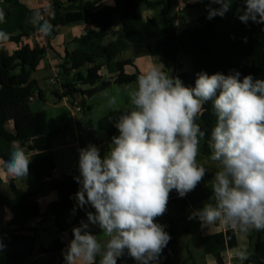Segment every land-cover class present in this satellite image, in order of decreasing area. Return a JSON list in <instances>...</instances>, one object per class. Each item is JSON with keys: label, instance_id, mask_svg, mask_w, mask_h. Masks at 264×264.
<instances>
[{"label": "clouds", "instance_id": "9594fccd", "mask_svg": "<svg viewBox=\"0 0 264 264\" xmlns=\"http://www.w3.org/2000/svg\"><path fill=\"white\" fill-rule=\"evenodd\" d=\"M232 3L207 0V19L223 17ZM243 4L238 9L242 23L264 24V0ZM30 22L39 33L51 34L52 24L39 13ZM7 39L8 33L0 30V42ZM127 96L130 106L115 119L119 134L104 155L91 143L78 149L75 207L91 206L94 211L72 228L64 264H117L125 255L136 264H159L171 237L157 221L167 212L173 191L183 198L204 180L208 161L216 169L213 202L194 210L189 219L198 220L202 228L220 222L245 232L264 231V79L200 72L194 86H186L158 63L138 75ZM209 101L217 122L207 140L211 154L202 162L207 133L197 119ZM117 103L116 96L108 97L110 109ZM30 164L27 149L17 147L3 168L9 179L23 180ZM90 226L100 229L103 243ZM4 247L0 240V252ZM239 257L248 258L244 252Z\"/></svg>", "mask_w": 264, "mask_h": 264}, {"label": "trees", "instance_id": "16d2710c", "mask_svg": "<svg viewBox=\"0 0 264 264\" xmlns=\"http://www.w3.org/2000/svg\"><path fill=\"white\" fill-rule=\"evenodd\" d=\"M3 1L7 9L4 10L5 22L0 23V30L8 33V39L0 42V139L8 143H30L29 150L36 153L30 170L34 172L40 189L28 193L13 188L11 196L0 191V208L7 207L12 212V228L0 227V240L5 246L3 252H0V264H25L37 243L36 236L25 233L28 231L26 225L42 215L39 205L29 202V199L41 191L45 180L53 177L56 163L51 143L64 130L50 131L46 112H36L31 107L36 98L44 102L43 92L32 76L46 58L49 49V46L45 48L36 45L32 48L25 44L26 39L34 38L37 33L36 26L30 22L35 11L21 0ZM106 1L109 0H50L51 11L47 18L53 28L48 35L49 40L55 38L64 27L83 23L93 28L87 35L75 39L73 43L76 49L67 51L62 59L60 82L64 92L63 97L56 95L59 99H73L81 95L82 107L91 110L87 101L109 91L112 86L134 84L138 75L126 72L128 66H133L132 60H118V56L127 51L130 45L145 50L151 57H161L175 63L181 55L190 57V73L179 76L186 86H194L196 75L200 72L209 75L239 72L241 79L246 75L264 79V24H245L238 19V9L244 8L243 0H233L230 10L223 17L216 16L211 20L207 19V0L196 3L194 7L204 10L199 25L181 33H178L175 25L176 12L166 28L160 26L156 17L147 20L143 18L144 6L150 10L164 6L169 11H176L181 0H113V5H103ZM183 1L187 3L188 0ZM211 7L218 8L219 5ZM118 18L122 23V35L107 42ZM8 44L17 45L18 49L10 54L6 49ZM103 71L110 75L108 80L102 76ZM72 106H75L74 102ZM124 110L111 111L100 121V129L109 138L119 134L114 126L115 119ZM216 122L217 117L209 101L204 105L202 116L197 119V123L207 133L201 150L205 157L211 154L207 140ZM10 125L13 126L12 131L9 130ZM8 158L9 155L0 152V161ZM75 176L52 183L58 192V201L49 206L45 216L55 218L59 231H68L77 216L73 199L79 185L74 180ZM179 202L181 209L187 205L185 200ZM165 230L171 239L161 254L159 264H173V229ZM255 234L257 239L244 264H264V231ZM254 236L250 235L249 239L253 241ZM201 242L205 253L213 256L217 264H226L225 252L238 247L233 229L204 237ZM64 249L65 246L56 240L49 248L40 247V252L57 253ZM117 262L136 264L127 255ZM193 264H196L194 260Z\"/></svg>", "mask_w": 264, "mask_h": 264}, {"label": "crops", "instance_id": "0c3cea01", "mask_svg": "<svg viewBox=\"0 0 264 264\" xmlns=\"http://www.w3.org/2000/svg\"><path fill=\"white\" fill-rule=\"evenodd\" d=\"M148 1H158V0H148ZM184 5L186 6L185 10L177 15V21L175 25L177 27L178 33H181L184 30H192L199 25V21L201 16L204 14V10L202 8H196L194 5L196 3H191L189 0L184 2L181 0ZM22 3L27 5L30 9L34 10V16L37 12V8H45L44 12L50 14L51 11V4L50 0H42V5L38 7L36 0H21ZM103 5H113V0H109L104 2ZM188 5V6H187ZM164 15L169 13L168 9L164 6ZM190 7V8H188ZM176 11H174L175 14ZM156 17V10H150L148 8H143V18L147 20L148 18ZM157 18V17H156ZM93 28L86 24H76L69 27H64L59 30L58 35L47 41V45L50 47L48 49V53L46 58L41 62L38 67V70L33 74V80L38 82L40 89L43 92L44 96V109H60L63 107H68L70 109V113L72 114V120H70V125L66 126H56L53 130L56 129L64 130V132L59 135L58 137H62V139H57L58 137L52 140V150L54 153L55 163H56V170L52 178H48L44 181L43 187L41 191L34 196L33 198L29 199V202H35L39 205L42 211V215L37 219L32 220L29 224L26 225L28 229L25 232L29 236H36L37 243L35 249L33 251L32 256L25 264H64V256L63 251L57 253H42L40 252V247L49 248L54 241L58 240V237L64 235L68 242L73 238L72 237V228L75 226H79L80 222L86 221L87 216L86 213L89 211H94L91 206H85L83 209H80L76 206L75 198L73 199V205L75 210L77 211V216L75 217V222L72 224L68 231H59L58 227L55 223V218L52 216L46 217L45 213L47 212L49 206L58 201V192L52 185L53 182H61L67 180L72 175H78V149L82 147H86L89 143L95 144L100 149L101 156L104 155L105 151L107 150L109 144L111 143V138L102 131L101 132H92V138L87 135L85 128H88V124L79 126L81 123L86 121V117L84 115V108L82 107L83 97L81 95L75 96V98L71 99L70 97L59 99L56 95L63 97V88L62 82L59 85H54L50 82L52 75V68L54 66H60L62 63V59L64 58L67 51L72 52L76 49V45L73 41L77 38L83 37L89 33ZM122 35V23L121 20L118 18L115 21L114 28L112 29L111 36L108 38L107 42L119 37ZM47 38V36H45ZM25 44L30 45L32 48L37 45L36 41L33 38L26 39ZM6 49L10 54L14 53L18 46L15 44H8L6 45ZM118 60H132L133 66H128L126 68V72L128 74H142L148 71L154 65L158 63L162 64L165 70L170 71L172 76H180L184 73H190L191 71V58L181 55L178 59V62L167 61L161 57H151L146 53L145 50H140L134 48L130 45L129 49L125 52H122L118 56ZM102 76L105 80L110 78V75L107 71L102 72ZM130 87H135V83L131 85L125 86H112L111 89L117 90L118 93H127ZM86 88H83L85 90ZM39 100L38 98L35 99L34 102ZM72 102L74 105H79L82 107V112L76 113L72 106ZM71 106V107H70ZM92 109V106H90ZM47 114V119L49 121V116L46 110H44ZM91 112V110H89ZM111 111L114 110H107L104 117ZM79 116V117H78ZM103 117V118H104ZM102 120V119H101ZM49 123V122H48ZM49 127V124H48ZM100 128V127H99ZM9 130H13V126H9ZM30 143L27 142H16V143H8L2 139H0V152H3L9 155L10 151L17 147H25L27 149L28 155L31 157V162L34 160L36 153H33L29 150ZM3 160L0 161V191L5 193L8 196L12 195L13 188L22 189L28 193H34L40 189V184L36 181L34 172L29 170V175L26 179L23 180H15L9 179L6 175L4 168H3ZM211 165L210 162L206 164V166ZM213 171L216 169L213 168ZM213 171H208L207 176L204 180L211 178V181L214 179ZM202 181L195 190L189 192L185 197L181 198L178 194L173 191L170 195V200L167 206V212L164 214L162 218L158 219V223H160L165 217L169 215V213L176 215L179 219H182L183 216L190 211L191 213L203 207L206 202H213L212 199V191L207 192L208 190L212 189V184H205V181ZM202 192L200 196L195 197V192ZM187 197V198H186ZM180 200H185L187 205L185 204L184 208L181 209ZM12 219V212L7 207L0 208V227L4 228H12L10 227V221ZM196 220V219H195ZM91 231L93 234H97L98 239H100L101 243L104 242V238L102 234H100V229L96 226H90ZM173 229L174 235V227L175 223L170 222L168 227L165 229L171 228ZM228 229H233L232 227L225 225L224 223L217 222L213 225H208L206 227L201 228L199 233L197 234V239L202 245V238L212 236L218 233H225ZM237 241L238 247L235 249H228L225 252L226 256V264H244L245 260H241L239 257V253L244 252L247 254V257L250 255L252 251V245L256 241L257 236L255 234V230L250 231H241L239 229H233ZM250 235H255L253 241L249 239ZM174 240V238H173ZM59 241V240H58ZM60 242V241H59ZM174 245L171 249V260L174 264L173 259V249L179 248L180 244L174 240ZM62 244V243H61ZM67 244L64 245L65 248ZM198 249V248H197ZM199 256L189 251V257L191 263L193 264V260L196 264H217L215 258L211 255H207L202 247L199 249ZM126 256V255H125ZM123 258V257H121ZM120 259V258H119ZM201 259V260H200ZM117 264H120L117 262ZM123 264V263H122Z\"/></svg>", "mask_w": 264, "mask_h": 264}, {"label": "rangeland", "instance_id": "374dc122", "mask_svg": "<svg viewBox=\"0 0 264 264\" xmlns=\"http://www.w3.org/2000/svg\"><path fill=\"white\" fill-rule=\"evenodd\" d=\"M36 1L38 4V7L42 5V0H36ZM144 8L146 9V6H144ZM0 9H3V10L7 9V4H5L3 0H0ZM44 9L45 8H41V7L37 8L36 14L37 13L41 14V12H43ZM173 16H174V11H171L164 15L163 7L159 6L156 9V17L159 20L160 26L162 28H166L168 26V23L173 18ZM46 39L49 41L48 35ZM116 91L117 90L115 89H110L109 91L99 94L98 96L87 101V105L92 106V109L90 112L87 107L85 108L84 115L86 117V121L81 123L79 126L81 127L83 124L87 126L88 124L89 127L85 128V130L87 132V135L90 138H92V132L94 133L99 132V131L101 132L99 128L100 127L99 123L101 119H103L104 115L106 114V111L110 109L107 105L108 97L116 96L118 99V103L114 105L110 110L127 109L130 106L127 93L120 94ZM43 103L44 102L37 100L36 102L32 103L31 107H32V110L36 112L43 111V110L47 111L48 116H49L48 124H49L50 130H53L56 126H66V124L70 125V123L68 122L72 120V114L70 113V109L68 107H63L60 109H44ZM57 139L58 140L62 139V137H58ZM201 150H202V143H201ZM205 158L206 157L203 156L201 153L200 160L203 162ZM209 162L211 165L206 166V164ZM207 163L205 164V166L208 168V171H213L212 169L215 168V166L212 164L211 161H208ZM215 171L212 172L213 175L215 174ZM213 180L211 181V178H208L204 181H205V184L206 183L212 184ZM209 191H212V189L208 190L207 192ZM195 193L196 194L193 196L198 197L201 195L202 192L200 193L196 191ZM190 214L191 212L188 211L183 216L182 219L177 220L178 217L176 215L169 213V215L160 222L166 227L169 226L171 221L175 223L173 238L175 241H177L180 244V247L173 249L174 264H192L189 254H188L189 251L195 253L198 256V258H201L198 252H199V249H202V245L199 242V240H196V239H197V234L199 233L202 227L198 220L189 219Z\"/></svg>", "mask_w": 264, "mask_h": 264}, {"label": "built area", "instance_id": "2783aa9c", "mask_svg": "<svg viewBox=\"0 0 264 264\" xmlns=\"http://www.w3.org/2000/svg\"><path fill=\"white\" fill-rule=\"evenodd\" d=\"M185 8H186V6L184 5V3L182 1H179V4L175 9L176 13H178V14L182 13L185 10ZM40 16H41L43 21H48V18H47L48 13L46 14L45 12H41ZM33 39L36 41L37 45H39L40 47H45V48L48 47L45 35L39 33L38 31H37V33ZM52 75L53 76L51 77L50 82L54 85H59L60 79H61L60 78V75H61L60 66H54L52 68ZM32 101H34V98H32ZM73 107H74V111L76 113H80L83 110L82 107L79 105H75ZM58 240L60 241V243H62L64 245L67 244V239L64 235L59 236Z\"/></svg>", "mask_w": 264, "mask_h": 264}]
</instances>
